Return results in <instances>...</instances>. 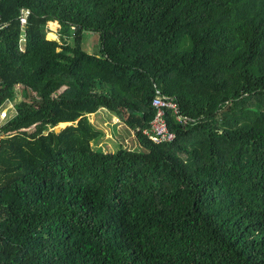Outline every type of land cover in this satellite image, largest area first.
Listing matches in <instances>:
<instances>
[{
    "label": "trees",
    "instance_id": "16d2710c",
    "mask_svg": "<svg viewBox=\"0 0 264 264\" xmlns=\"http://www.w3.org/2000/svg\"><path fill=\"white\" fill-rule=\"evenodd\" d=\"M7 101L0 264H264V0H0ZM99 109L139 148L100 149Z\"/></svg>",
    "mask_w": 264,
    "mask_h": 264
},
{
    "label": "rangeland",
    "instance_id": "374dc122",
    "mask_svg": "<svg viewBox=\"0 0 264 264\" xmlns=\"http://www.w3.org/2000/svg\"><path fill=\"white\" fill-rule=\"evenodd\" d=\"M55 24V27H52L51 22L46 23L44 30L47 32L46 38L48 40L58 39L59 26L56 22ZM50 34H53L54 37H49ZM82 49L89 54L99 55V35L91 32H84ZM88 117H90L93 125L100 130H103L105 133V138L102 143L98 145L100 146V149L116 151L122 146L131 149L139 148L134 132L129 127L125 126V124L122 123L114 114L100 112L93 117L90 115Z\"/></svg>",
    "mask_w": 264,
    "mask_h": 264
},
{
    "label": "built area",
    "instance_id": "2783aa9c",
    "mask_svg": "<svg viewBox=\"0 0 264 264\" xmlns=\"http://www.w3.org/2000/svg\"><path fill=\"white\" fill-rule=\"evenodd\" d=\"M24 25H26L25 19H23V26ZM152 106L155 109V117L150 122V127L144 129L143 132L157 142L171 141L174 138V133L167 125V111H172L179 123L185 122V118L178 115V109L175 102L170 97L161 95L159 92H157V96L153 100ZM16 114L17 112L13 103L10 101L5 102L0 106V125Z\"/></svg>",
    "mask_w": 264,
    "mask_h": 264
},
{
    "label": "water",
    "instance_id": "95a60500",
    "mask_svg": "<svg viewBox=\"0 0 264 264\" xmlns=\"http://www.w3.org/2000/svg\"><path fill=\"white\" fill-rule=\"evenodd\" d=\"M67 125H69V124H67V123H61V124H59L58 126H56L55 128H53V131L55 132V133H59L64 127H66Z\"/></svg>",
    "mask_w": 264,
    "mask_h": 264
},
{
    "label": "crops",
    "instance_id": "0c3cea01",
    "mask_svg": "<svg viewBox=\"0 0 264 264\" xmlns=\"http://www.w3.org/2000/svg\"><path fill=\"white\" fill-rule=\"evenodd\" d=\"M100 112H107V113L111 114L110 112H108V111H106V110H104V109H99V110H97V112H96V113H94V114H91L90 116H91V117H93V116H95L97 113H100ZM89 120H90V117H89ZM90 122L92 123V121H91V120H90Z\"/></svg>",
    "mask_w": 264,
    "mask_h": 264
}]
</instances>
